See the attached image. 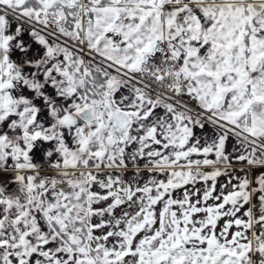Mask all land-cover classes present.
Wrapping results in <instances>:
<instances>
[{
    "label": "snow or ice",
    "instance_id": "snow-or-ice-1",
    "mask_svg": "<svg viewBox=\"0 0 264 264\" xmlns=\"http://www.w3.org/2000/svg\"><path fill=\"white\" fill-rule=\"evenodd\" d=\"M0 264H264V0H0Z\"/></svg>",
    "mask_w": 264,
    "mask_h": 264
}]
</instances>
